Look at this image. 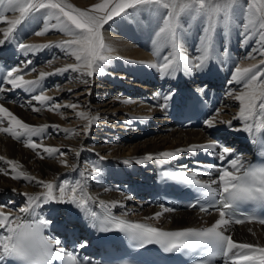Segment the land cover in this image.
I'll return each mask as SVG.
<instances>
[{
	"label": "bare ground",
	"instance_id": "bare-ground-1",
	"mask_svg": "<svg viewBox=\"0 0 264 264\" xmlns=\"http://www.w3.org/2000/svg\"><path fill=\"white\" fill-rule=\"evenodd\" d=\"M66 2L86 10L102 0ZM181 2L177 0V5ZM215 2L223 4V0ZM251 4L252 0H235L228 8L226 20L222 11L211 15L197 14L192 10L180 12L176 29L180 53L198 62L197 57L202 54L206 36L211 44L206 65L191 73L177 71L172 75H162L158 67L148 66H159L164 62V57H171L176 50L165 37L157 36L171 9L142 6L114 17L102 29L104 41L111 51L106 53L110 59L102 64L101 72L87 76L69 70L49 75L31 93L19 88L11 90V85L4 83L5 91L0 92V104L19 120L37 127L59 125V130L48 128L42 134V140L38 135L16 139L0 132V157L3 158L0 159V169L3 170L0 171V213L11 214L10 226L16 229L19 225L34 227L39 224L47 237L60 241L57 245L59 248L64 247L66 233L72 232L80 244L87 242L84 248L79 249L92 264H98L96 247L101 235L94 213L101 205L109 206L124 217L146 221L160 229L215 224L220 218L217 209L201 212L198 207L187 208L154 201L149 186L153 180L155 157H160L159 154L163 152L187 149L193 144L218 142L231 148L233 153L224 160L219 159L217 153L220 148L217 147L214 151H182L173 159L161 158L196 173L198 178L211 183L217 181L216 185L221 189L219 169L233 171L228 160L240 157L244 166L241 172L254 161L264 115L257 113L249 119L253 130L251 133L244 131V121L234 119L239 113L240 102L229 95L230 92L238 95L244 91L243 82L229 84L237 67L259 65L260 71H264V64H261L264 55L260 54L264 51V29L261 28L264 21L255 8L250 13ZM255 7L264 8V0H256ZM45 12L42 9L30 13L13 35L0 45L3 63L1 83L7 71L12 67H23L27 60H31V64L19 74L29 80L37 79L41 72L52 73L57 68L79 63L74 55L66 54L59 47L44 48L29 53L27 57L20 51L19 43L43 45L71 38L59 29L36 35L43 29ZM0 14L7 20L19 16L18 11L10 10L7 0L0 3ZM250 19L253 21L251 26ZM8 26L6 21L0 20V30ZM105 87H108V93L103 95L102 89ZM193 89H203L208 97L213 95L216 104L200 124L182 126L179 113L182 112L185 97ZM41 91L55 98L47 102L48 105L55 103L62 107L58 111L49 110L32 100ZM169 92H173L172 99L167 108L162 109V97ZM158 93L160 96H157ZM67 104L77 107H63ZM33 107L40 108V111H33ZM217 110L219 115L215 126L208 127L205 121L216 116ZM78 113L83 115L78 116ZM0 117H4V114H0ZM224 121H231V125ZM8 126V120L4 117L0 127ZM63 129L70 131L66 133ZM29 140L44 147L58 148L63 155L57 153L55 158L49 157L40 147L34 151L26 146ZM149 154L154 158L145 160L144 157ZM8 161L13 163L10 165ZM94 167L101 170L99 175L91 174ZM26 176L52 182L56 196H59L56 185L67 184L65 200L73 195L72 187L83 186V193L77 187L74 195L84 199L91 197L87 212L73 203L59 200L48 203L41 200L33 209L21 212V209L29 206L25 194L40 196L46 192L43 186L25 179ZM157 213L161 215L157 216ZM41 221L46 223L42 225ZM61 223L65 226L60 227ZM223 230L232 234L239 243L264 247V225L260 223H229L227 229ZM6 235H9L7 227H0V237ZM8 257L5 256L0 264L6 262ZM81 264L85 262L81 261ZM215 264H232V261L222 260Z\"/></svg>",
	"mask_w": 264,
	"mask_h": 264
},
{
	"label": "snow or ice",
	"instance_id": "snow-or-ice-1",
	"mask_svg": "<svg viewBox=\"0 0 264 264\" xmlns=\"http://www.w3.org/2000/svg\"><path fill=\"white\" fill-rule=\"evenodd\" d=\"M3 0H0L2 3ZM10 10L18 11L19 16L12 20H7L2 14H0V20H4L8 23V27L0 30L2 31L3 38L0 39V45H3L16 31L17 27L25 20V18L32 12H38L40 10H46L44 15V24L41 31L35 34L45 35L48 32L59 29L66 33L70 39L61 40L58 42H49L43 45L19 43L18 48L25 57L29 53H35L49 47H59L66 54L74 55L75 59L79 62L75 65H66L62 68H57L54 72H41L39 77L35 80L25 79L21 73L25 68L31 64V60H27L23 67H12L7 71L3 83H0V92L5 91L3 84H10L11 90L23 89L26 92H35L43 81L49 75H55L66 71L80 72L87 76L93 75V73L101 72V66L107 63L110 57L106 54L111 51L109 45L104 41L102 29L111 21L114 17L125 14L129 9H136L142 6L148 7H160L165 9H171L168 12V16L164 19V26L159 29L157 36H163L171 43L175 54L171 57H164V62L159 66L156 64H149V67H158V70L162 75H172L177 71H184L185 73H191L193 70H200L205 65L209 58V50L211 47L210 39L205 37L202 54L197 57L198 62L188 59L185 55L180 53L177 43V17L180 12L186 10H192L195 13H205L211 15L216 12H224L225 20L228 14V8L231 4L235 3V0H223V4H218L215 0H182L177 5V0H102L100 3L92 5L89 9H80L74 7L72 4L67 3L66 0H7ZM256 0H252V4L249 6V11L252 13V9L259 13L260 19L264 21V8H256ZM177 8L179 10H177ZM55 20L56 23H51ZM253 21L249 20V26ZM261 28L264 29V23H261ZM207 31V30H206ZM259 51V50H257ZM264 55V51L260 52ZM51 64V61L48 62ZM264 64V61H261ZM35 71V69H31ZM243 82L244 91L238 95L230 92L229 95L233 96L235 100L240 102L239 113L234 119H240L244 121L243 130L251 133L253 126L248 123V120L257 115V113L264 115V71H260L259 65H252L249 68L237 67L229 81V84H240ZM71 91V89H69ZM198 92L203 93V89H198ZM157 96H160L158 93ZM173 92H169L162 97L164 103L160 104L162 109H166L168 102L171 101ZM54 97L44 94L43 91L38 95H34L32 100H35L41 104L42 107H48L49 110H59L62 106L59 104L48 105L47 102L54 101ZM130 102V101H128ZM31 103V101H28ZM63 107L75 109L77 105L67 104ZM33 111H40V108L33 107ZM0 114H4V117L8 120V127H0V132L8 133L16 139H20L22 136L32 137L34 135L41 136L46 133L48 128H56L59 130V125H41L32 126L19 120L8 108L0 104ZM83 115V113H78ZM219 110H217L216 116L206 120L205 124L208 127H214L217 122V116ZM4 117H0V124L3 123ZM231 125V121H224ZM259 127V126H258ZM64 132H69V129H63ZM87 132V129H86ZM32 148L34 151L40 147L49 157L55 158L56 154L63 153L58 148L44 147L43 144L37 145L34 142H29L26 145ZM217 147L220 151L217 153L219 159H226L233 153V150L227 146L216 143L205 144H193L189 145L187 149H177L174 152L160 153V157L173 159L182 151L195 152L197 150H212ZM37 155H40L37 152ZM43 158V156H41ZM154 157L149 154L144 157L145 160H152ZM0 159H3L0 157ZM129 163V161H124ZM233 171L228 169H219V183L222 185V191L219 192V200L210 203L208 208L200 207L201 212H207L211 208H215L219 211L220 218L216 220L215 224L211 227L204 229L187 228L180 231L166 232L159 228L151 227L142 223H132L120 218H106L99 221V227L101 231H120L125 233L130 240L136 241L140 247L145 244L157 243L164 248L165 251H179L182 248H194L201 244L212 245L217 251H219L225 258L230 259L232 264H264V247L255 246L250 243H238L232 239L230 235H225L221 229H227L229 223H245L253 219L252 217L236 218L237 211L236 206L240 202L252 201L256 203H264V168L245 170L243 174H239L244 167L241 163V158L236 157L227 161ZM8 164H12V161H8ZM66 163V161H61ZM215 167V166H209ZM0 171H3L0 169ZM100 169L94 167L91 169V174L99 175ZM8 173L5 171L4 173ZM209 175L211 173H208ZM165 176L187 183L200 184V181L194 180L193 177L196 173H183V172H171L164 173ZM19 178V177H13ZM25 179L32 180L38 185L43 186L46 192L41 193L40 196L27 195L28 207L21 209V212L29 211L37 206L38 201L48 203L53 200H59L60 202L73 203L78 206L82 211L87 212L88 201L87 199L78 198L74 194L77 191V187L81 193H83V186L72 187V196L65 200L67 184L61 183L56 185L59 190V196L54 195L52 182L38 181L35 177L26 176ZM218 183L212 181V184ZM202 187L208 188L210 195L216 194V189H212L210 185H203ZM131 199V197H129ZM103 204V202H100ZM115 206V205H113ZM190 207H196L198 205H189ZM166 211L168 209H165ZM157 216L161 213H157ZM228 216L230 219H225ZM17 219H19L17 217ZM260 224L264 225V219H259ZM11 214L5 215L0 213V227H7L9 235L0 237V261L4 260L5 256H14L20 260L28 262V264H48L50 258L59 259L54 253L51 252L53 244L59 245V240L54 241H42L39 245L36 243L37 227L19 225L14 229L10 226ZM45 221H41L40 224H45ZM95 226V225H94ZM251 231V229L249 230ZM87 242H83L78 245V248H84ZM73 261V264H81L77 261L71 252L67 253ZM85 264H92V262L85 257Z\"/></svg>",
	"mask_w": 264,
	"mask_h": 264
},
{
	"label": "rangeland",
	"instance_id": "rangeland-1",
	"mask_svg": "<svg viewBox=\"0 0 264 264\" xmlns=\"http://www.w3.org/2000/svg\"><path fill=\"white\" fill-rule=\"evenodd\" d=\"M106 88H108V87H105L104 89H102V94H103V95H105L106 93H108V92L106 91V90H107ZM104 90H105V91H104ZM103 92H104V93H103ZM105 92H106V93H105ZM113 92H114V91H112V93H113ZM129 136H130V135H129ZM132 139H133V136H132ZM64 226H65L64 223H61V224H60V227H64Z\"/></svg>",
	"mask_w": 264,
	"mask_h": 264
}]
</instances>
